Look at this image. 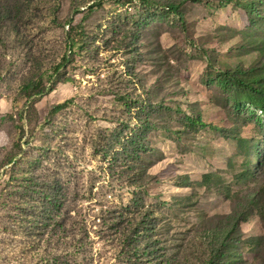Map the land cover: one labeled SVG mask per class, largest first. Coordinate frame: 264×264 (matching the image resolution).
I'll return each instance as SVG.
<instances>
[{
	"label": "rangeland",
	"instance_id": "obj_1",
	"mask_svg": "<svg viewBox=\"0 0 264 264\" xmlns=\"http://www.w3.org/2000/svg\"><path fill=\"white\" fill-rule=\"evenodd\" d=\"M263 203L264 0H0V264H264Z\"/></svg>",
	"mask_w": 264,
	"mask_h": 264
},
{
	"label": "trees",
	"instance_id": "obj_2",
	"mask_svg": "<svg viewBox=\"0 0 264 264\" xmlns=\"http://www.w3.org/2000/svg\"><path fill=\"white\" fill-rule=\"evenodd\" d=\"M171 10H173L174 12H177L178 11V8L177 7H172ZM131 141V142H130ZM126 143H132L134 144V140L132 139H129L128 141H126ZM121 150L124 152V153H127L129 154L130 156H135L137 159H141L140 158V154H139V151L138 149H134V151H130V149H128V147L126 145H121ZM207 178V177H206ZM60 185L59 187L55 188L56 191H57V194H55V192H53V195L51 198L52 201H54L55 203L57 204H61L63 202V198L65 197V194L64 193H60ZM61 189V188H60ZM246 219V218H245ZM262 221L264 222V203H263V206H262ZM244 222V221H242ZM139 230V229H138ZM135 234V233H133ZM136 235V234H135ZM130 239H132V235H129ZM229 241H227L226 243H223L222 246L220 248H218L216 251L213 250L212 253L213 255L215 254V258H220L221 256H223V253L225 252L224 250L227 249V244H228ZM230 243V242H229ZM230 247H231V244H230ZM222 258V257H221Z\"/></svg>",
	"mask_w": 264,
	"mask_h": 264
}]
</instances>
